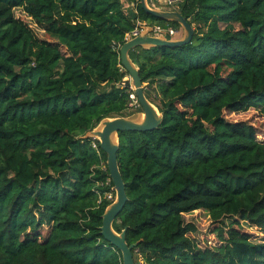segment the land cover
I'll use <instances>...</instances> for the list:
<instances>
[{"label":"trees","instance_id":"16d2710c","mask_svg":"<svg viewBox=\"0 0 264 264\" xmlns=\"http://www.w3.org/2000/svg\"><path fill=\"white\" fill-rule=\"evenodd\" d=\"M177 11L192 43L130 52L163 122L120 133L128 202L114 228L138 243L135 264H264V136L227 119L264 115V0H183ZM138 21L182 36L140 0H0V264H123L101 233L107 155L85 135L141 111L120 85V47ZM199 210L214 247L185 219Z\"/></svg>","mask_w":264,"mask_h":264},{"label":"water","instance_id":"95a60500","mask_svg":"<svg viewBox=\"0 0 264 264\" xmlns=\"http://www.w3.org/2000/svg\"><path fill=\"white\" fill-rule=\"evenodd\" d=\"M143 10L159 20L177 23L182 29L179 38L152 35V25L143 26L142 32L128 39L120 47V61L128 75L120 82V85L131 89L138 99L141 111L125 117L104 118L85 138H92L99 142L101 149L107 155V168L114 183L113 191L115 199L105 209L101 233L113 246L118 248L123 256V264H135L133 250L138 243L129 245L127 242V229L117 232L114 222L128 202L126 184L124 182L118 160L120 151V133L122 132H146L158 129L163 122V114L145 94V86L140 76V69L132 60L130 52L137 48L150 50L156 47L177 48L192 43L195 35L194 27L176 10H163L155 8L150 0H140Z\"/></svg>","mask_w":264,"mask_h":264},{"label":"rangeland","instance_id":"374dc122","mask_svg":"<svg viewBox=\"0 0 264 264\" xmlns=\"http://www.w3.org/2000/svg\"><path fill=\"white\" fill-rule=\"evenodd\" d=\"M151 3H154L156 6L159 5L157 4L156 0H150ZM132 7V3H131ZM171 8H167L169 10ZM16 16L20 19H22L24 22L28 23L31 28L35 31V33L40 37V38H48L45 32L37 27L36 24L31 20L30 17H28L21 9L16 10ZM227 119L233 122L237 121H245L249 122L251 125L256 127L259 131V134L264 136V115L261 114L260 112H257L255 110H250L247 113H242V114H237V115H231L227 116ZM185 219L188 223H193L197 230H198V235L196 237L197 242L201 246H216L218 242L217 234L214 233L215 227L212 224V221L209 217V215L202 211H196L192 214H188L185 216ZM244 230L247 232H253L258 235V232L255 228H248V227H243Z\"/></svg>","mask_w":264,"mask_h":264},{"label":"built area","instance_id":"2783aa9c","mask_svg":"<svg viewBox=\"0 0 264 264\" xmlns=\"http://www.w3.org/2000/svg\"><path fill=\"white\" fill-rule=\"evenodd\" d=\"M182 1L183 0H156L157 4H159V5L156 6L154 3H152V5L155 8H159V9H163V10H167V8H171L169 10H176L177 11V8L182 3ZM146 24L147 23L138 21L136 28L131 33H129L127 35L126 41L128 39L135 37V36H138L142 32L143 26ZM152 27H153L152 35H154V36H166L168 38H173L179 33V29H176L174 27H168V26H162V25H155ZM130 98L133 102L131 104L132 106H135V107L140 106L138 99L135 96L134 92L130 95ZM94 147L97 148V145L94 144ZM109 182L110 181H108V183ZM114 199H115V192L114 191L106 192L104 195L100 196L99 203H101L103 200L113 202Z\"/></svg>","mask_w":264,"mask_h":264},{"label":"crops","instance_id":"0c3cea01","mask_svg":"<svg viewBox=\"0 0 264 264\" xmlns=\"http://www.w3.org/2000/svg\"><path fill=\"white\" fill-rule=\"evenodd\" d=\"M151 5H152V3H151ZM153 6V5H152Z\"/></svg>","mask_w":264,"mask_h":264}]
</instances>
